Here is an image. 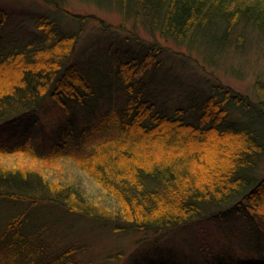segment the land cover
Here are the masks:
<instances>
[{
    "label": "trees",
    "instance_id": "trees-1",
    "mask_svg": "<svg viewBox=\"0 0 264 264\" xmlns=\"http://www.w3.org/2000/svg\"><path fill=\"white\" fill-rule=\"evenodd\" d=\"M22 1L0 0V126L38 110L47 97L64 111L70 101L82 107L83 122H68L42 150L24 141L27 135L0 144V157L26 155L44 167L57 164L53 171L73 166L53 181L38 167L0 164L7 204L0 264H88L87 246L53 244L61 217L143 238L217 225L221 237L207 241L210 247L200 242L190 246L193 257L158 264H264V72L252 96L196 78L179 84L174 101L159 102L150 80L170 49L138 34L131 36L140 49L124 46L132 20L131 27L198 52L209 67H245L255 53L264 58V0H93L117 8L126 34H109L98 19L108 37L91 57L74 52L89 16L67 12L66 0ZM148 84L152 96L144 98ZM86 181L98 184L100 198L88 194ZM40 212L56 216L50 222Z\"/></svg>",
    "mask_w": 264,
    "mask_h": 264
},
{
    "label": "rangeland",
    "instance_id": "rangeland-1",
    "mask_svg": "<svg viewBox=\"0 0 264 264\" xmlns=\"http://www.w3.org/2000/svg\"><path fill=\"white\" fill-rule=\"evenodd\" d=\"M63 8L71 14L89 16L85 22V27L78 37L74 50L76 55L80 54L83 56L86 53V57H91L93 53L97 54L100 47L106 43L108 36L102 32L103 30L100 28L102 24L98 19H101L103 24L106 25L104 28H107L106 30L109 34L113 33L117 37L126 34L119 28L121 16L114 5L99 7L93 0H66ZM131 21H127V26H125L126 31H128V40L124 45L125 47L131 51L140 49L139 45L135 43L134 37L131 36L138 34L144 42L158 40L161 45H165L170 49L169 52H172L169 53L165 49L167 57L156 68L150 80V83L154 86V97L159 102L164 97L173 98L172 100L174 101V91L176 92L180 87L179 84L183 86L186 81L193 82L196 78L201 80L205 78V80H208L207 82L218 79L222 83L233 87L236 91L248 93L252 96V84L256 76L264 72V58L261 53H255L251 57L255 62H251L245 67L237 66L235 61H233V65L230 64V61H223L215 67H209L198 52H190L182 46L172 45L157 35L150 36L138 26V23L135 27H131ZM173 50L177 54H173ZM170 66V70L164 74L165 69H169ZM101 78H105V73L101 75ZM108 80V78H105L103 84H108ZM103 96L104 101L101 104L100 102H95L96 104H94V107H96V114L92 117L94 120L99 118V110L103 109V103L107 102L105 95ZM146 96L147 98H151L152 96L150 84H148L147 89L143 93V97L146 98ZM72 104H74L73 101H70L68 104L69 108L67 111H64L52 99L47 97L38 110L31 112L25 118H19L16 121H11L0 126V144H12L17 141L23 142L21 140L27 135V139L24 141H31L35 148L42 150L50 147L55 138H59L60 132V136L64 135L63 130L67 128L68 122L73 121L74 118L79 126L83 122L81 121L83 112L79 110L82 107L77 109ZM0 164L22 168L38 167V169H44L46 174H54L52 180L59 179L62 174L70 175L73 173L70 168L73 166L69 165L68 162L60 163L61 166H66V170L59 167L61 171H53L57 169V164L44 167L39 162L22 154L1 156ZM61 177L64 178L65 175ZM85 186L88 194L101 197L102 193H100L101 191L95 181L92 184L86 181ZM4 201L0 200V212L7 206ZM40 214L48 217L47 219H50V222L52 217L56 216V213L51 216L42 214V212ZM61 219L62 221L58 225L56 224V228L52 233L54 235L51 238L53 244L56 243L58 247L73 243L87 246L82 257L84 255V261L88 264L89 262L93 264H140V261L158 264L159 262L166 263L167 260H171L174 263V259L184 261L193 257L190 246L195 245L197 247L200 242L203 246H208V242L212 243L214 239L221 237L219 232H216V227L219 228V226L215 224L216 227H211L208 224L182 233L165 234L162 237L156 238L154 235H150L147 238H143L140 230L139 233L118 234L110 230V225L100 227L97 223L87 220L64 217H61ZM120 224L127 225L124 223ZM208 247H210V244ZM112 254V257H118L120 254H123V257L119 260L110 259L108 261L106 257ZM174 256L178 258H174Z\"/></svg>",
    "mask_w": 264,
    "mask_h": 264
}]
</instances>
